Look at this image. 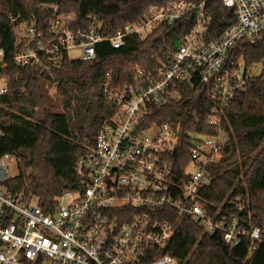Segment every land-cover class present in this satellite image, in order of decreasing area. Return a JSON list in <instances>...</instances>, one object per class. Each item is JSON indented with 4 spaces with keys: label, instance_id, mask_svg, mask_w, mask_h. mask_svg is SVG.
I'll return each mask as SVG.
<instances>
[{
    "label": "built area",
    "instance_id": "1",
    "mask_svg": "<svg viewBox=\"0 0 264 264\" xmlns=\"http://www.w3.org/2000/svg\"><path fill=\"white\" fill-rule=\"evenodd\" d=\"M220 1L235 8L236 15L210 42L206 40L211 19L207 1L178 0L167 7L152 6L144 18L112 35L102 31L98 15L86 26L75 27L76 16L61 13L57 4L51 5L47 31L25 23L26 34L17 41L22 47L12 61L52 74L53 65L67 54L72 58L71 52H79L77 59L90 60L96 57L100 42L120 48L131 35L146 38L161 24H175L197 13L193 29L168 64L161 62L155 70L137 68L135 80L124 86L105 83L108 100L119 110L78 158L81 190L56 197V206L45 211L36 195L14 191L10 185L19 175L17 157L0 156V264H180L166 252L178 225L164 218L165 209L171 207L179 211L180 218L190 217L207 232H223L233 246L248 235L250 249L255 247L261 238L259 227H241L245 217L221 214L222 206L208 212L201 201V190L212 181L210 164L219 162L234 140L232 130L222 126L226 109L235 93L262 73H255L256 64L248 67L242 59L229 58L238 44L261 40L264 0ZM7 66L6 51L0 48V98L9 92L10 77L2 74ZM204 83L209 85L211 101L206 122L215 133H187L192 160L184 176H176L168 155L177 150L181 127L171 122L145 123L154 108L178 102L183 86ZM4 133L0 113V138ZM230 204L246 212L243 200Z\"/></svg>",
    "mask_w": 264,
    "mask_h": 264
},
{
    "label": "trees",
    "instance_id": "2",
    "mask_svg": "<svg viewBox=\"0 0 264 264\" xmlns=\"http://www.w3.org/2000/svg\"><path fill=\"white\" fill-rule=\"evenodd\" d=\"M176 1L0 0V48L6 51L8 61L2 74L10 77L9 92L0 98L5 132L0 138V156L10 153L18 159L19 175L10 181L14 191L33 193L42 208L51 211L56 197L81 190L78 158L119 110L108 100L105 83L124 86L135 80L137 68L155 70L161 62L168 64L193 29L197 13H189L175 24H161L146 38L131 35L120 48L100 42L96 57L90 60L73 59L67 54L53 65L52 74L38 67L14 64L12 57L22 47L17 44L14 27L29 23L47 31L53 14L51 5L57 4L61 13L76 16L75 27L86 26L93 15H98L102 31L112 35L124 25L144 18L152 6L167 7ZM196 1H207L211 19L206 40L210 42L233 23L236 10L220 0ZM229 59H242L248 67L264 63V32L261 40L238 44ZM48 82L57 83L63 108L60 112L52 109ZM209 91L206 83L183 86L178 102L154 108L145 123L171 122L181 127L177 150L168 155L176 176H184L192 160L187 133H215L206 122L211 108ZM222 126L232 130L234 140L225 147L221 160L210 164L212 181L201 190V201L208 212L222 206L221 214L245 217L241 227H259L261 238L252 250L248 235L233 246L225 241L223 232H207L190 217L180 218L176 208H166L164 218L178 223L166 252L180 264H264V68L244 90L235 93ZM235 199L245 202L246 212L240 214L230 204Z\"/></svg>",
    "mask_w": 264,
    "mask_h": 264
},
{
    "label": "rangeland",
    "instance_id": "3",
    "mask_svg": "<svg viewBox=\"0 0 264 264\" xmlns=\"http://www.w3.org/2000/svg\"><path fill=\"white\" fill-rule=\"evenodd\" d=\"M14 30L16 32V36H17V41H21V38L26 34V25L25 23H20L18 25H16L14 27ZM71 56L74 59H77L80 54L78 51L76 52H71ZM263 69V63H258L256 64V70L255 73L256 74H260L262 72ZM47 90H48V96H49V100L51 102V106L52 109L55 112H60L63 110L62 108V104H61V97H60V93L57 87H55V85L52 82H48L47 85ZM192 167V166H191Z\"/></svg>",
    "mask_w": 264,
    "mask_h": 264
},
{
    "label": "water",
    "instance_id": "4",
    "mask_svg": "<svg viewBox=\"0 0 264 264\" xmlns=\"http://www.w3.org/2000/svg\"><path fill=\"white\" fill-rule=\"evenodd\" d=\"M244 211H245V209H242V210H240V214H243L244 213Z\"/></svg>",
    "mask_w": 264,
    "mask_h": 264
}]
</instances>
